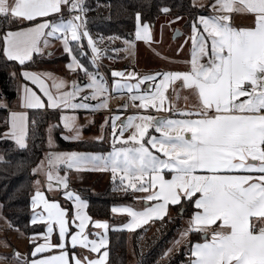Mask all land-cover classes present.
<instances>
[{
	"label": "snow or ice",
	"instance_id": "6c2138e0",
	"mask_svg": "<svg viewBox=\"0 0 264 264\" xmlns=\"http://www.w3.org/2000/svg\"><path fill=\"white\" fill-rule=\"evenodd\" d=\"M191 6L196 7L194 3ZM209 7L218 14L199 15L191 24L188 71H157L142 76L111 71L113 92L126 90L129 101H140L136 107L166 112L167 116L137 113L117 125L119 115L113 114L101 125L103 130L110 123L112 129V150L107 154L49 151L45 154L46 167L41 161L31 169L33 175L44 172L47 189L61 190L72 202L75 213L71 222L76 230L69 231V209L37 190L31 196L30 222L33 225L46 222V232L32 234L31 259L29 254L13 250L11 257L0 255V260L11 258L14 264H106L110 228L135 230L149 221L162 220L169 205H179L183 200L193 203L195 211L188 227L180 233L181 240L192 232L200 233L203 240L191 245L188 264H264V0H213ZM65 9L77 15L65 18ZM159 10L167 14L170 8L162 6ZM87 11L85 0H0V17L29 25L0 35L2 54L8 61L18 62L23 69L34 53L42 52L41 44L47 46L50 38L60 39L64 53L70 57L67 68L81 71L87 77L86 81H72L70 88L64 90L67 82L52 77L51 73L22 70L20 75L26 82L22 85L21 107L32 110L108 107L109 88L98 65L108 49L99 48L88 31ZM233 13H247L254 19L249 26H234ZM85 38L91 51L88 57L91 71L80 59L87 57ZM116 39L120 37L108 38L109 43ZM151 39L149 23L142 22L137 12L135 40ZM135 40H123L124 51L130 55ZM120 50L111 49L113 53ZM45 77L52 79L56 95ZM132 79L136 82L130 83ZM176 81L197 96V105L190 109L175 108L166 91ZM145 82L150 83L142 89ZM85 90L89 91L83 94ZM90 98L97 102L88 103ZM127 107L126 101L117 113ZM177 116L182 118H173ZM60 121L64 129L73 133L63 139L79 140L83 125L76 123V117L62 112ZM6 123L8 128L0 139H10L19 149H26L28 113L10 111ZM59 126L51 125L49 131ZM150 129L159 135L152 134ZM128 131L130 134L125 136ZM96 139L102 141L103 136ZM71 169L110 171L113 190L144 193L135 199L143 200L145 207L136 210L113 205L111 211L127 213L129 222L111 226L108 221L96 220L93 226L102 232L91 233L97 239H89L85 229L91 217L84 211L88 201L69 190ZM35 183L39 185L40 180ZM180 214L183 215V209ZM8 223L11 227V222ZM54 225L58 226V243L51 241ZM41 237L44 242L36 243ZM181 240L174 241V245ZM77 246L99 255L82 259L75 253ZM49 252L54 254H46Z\"/></svg>",
	"mask_w": 264,
	"mask_h": 264
},
{
	"label": "trees",
	"instance_id": "16d2710c",
	"mask_svg": "<svg viewBox=\"0 0 264 264\" xmlns=\"http://www.w3.org/2000/svg\"><path fill=\"white\" fill-rule=\"evenodd\" d=\"M193 3L194 0H85V6L88 9L85 13L88 22L87 29L93 39L97 41L99 48L103 49L102 47L108 46V51L111 52L110 55L120 56L119 58L121 59L122 51H119V55L113 53L111 49L114 47L121 49L123 44L117 40L109 43L108 38L113 36L120 38L133 37L135 14L137 12L141 14L142 21L154 23L164 14L159 10L160 7L168 6L170 8L169 14L187 15L189 20L186 21L185 26L188 27L198 14L206 12L205 8L192 7ZM20 26L21 24L14 22L11 18L4 19L0 17V35ZM100 37L104 38L103 41L99 40ZM83 43L87 57H80V59L82 63L89 67V70H92L88 59V57H91V51L85 41ZM2 47L3 42L0 40V100L10 103L16 97V78L12 72L21 70L22 67L16 61H8L2 54ZM44 61L46 60L35 56L30 62L25 63L23 69L36 68ZM7 118L8 109L0 107V136L3 135L8 126L6 123ZM59 121L60 112L58 110H30L26 149H19L9 139H0V153L3 155V159L0 160V203L3 215L11 222L13 227L20 229L26 234L40 233L45 229L43 223L33 225L30 222L32 216L31 196L35 177L31 169L38 164L47 148L45 130L48 123L57 122V125H60L55 130V136L61 149L84 151H106L109 149V144L105 140L68 141L63 139V127ZM113 187V182L110 180L97 193L85 187H79L75 190L83 199L88 201L87 211L93 219H108L112 222L114 218L111 207L116 203L129 202L134 199V194L130 190L128 192L114 191ZM65 201L67 202L65 204L69 206V201ZM182 208L183 215L180 214ZM171 209L174 212L173 214L165 216L162 220H154L144 225L145 227L137 228L131 233V237L125 230L112 231L110 229L108 264H131L129 262L131 250L135 257V263L133 264H150L156 257L161 256L163 250L177 237L183 218L191 215L195 210L193 203L183 200L179 205H172ZM70 213L72 214V210H70ZM153 225L156 234V238L153 239L154 244L151 246L150 243V251L142 254L138 247L137 235ZM191 236L192 242L202 237L197 232H192ZM185 253L186 248L182 247L178 254L172 258L173 260L167 264H180L185 259Z\"/></svg>",
	"mask_w": 264,
	"mask_h": 264
},
{
	"label": "crops",
	"instance_id": "0c3cea01",
	"mask_svg": "<svg viewBox=\"0 0 264 264\" xmlns=\"http://www.w3.org/2000/svg\"><path fill=\"white\" fill-rule=\"evenodd\" d=\"M212 2H213V0H194V3L196 4V6H198V7L203 6V7H200V8H205V11H206L205 13L202 12V13L198 14V16L199 15H214V14H218V13H214L212 11V9L209 7V5ZM64 16H65V18H67V17L72 16V15H70L69 13L68 14L66 13V14H64ZM232 16H233V24H234V26H238V27L239 26H249L251 24L252 20L254 19L250 14H247V13H233ZM37 22H39V19L37 20ZM21 26H29V25L21 24ZM18 28H14V29H11V30L15 31V30H18ZM85 43L87 45L86 41H85ZM41 48H42V52L39 53V54L34 53L33 54V58L35 56H39V57L45 59L46 61H44L43 63H40L36 68H33V69H21V70L13 71L12 74H15L13 76L16 78V97L10 103H7V101H5V100H1L0 101V104L7 105L8 114H9L10 111H16V112L24 111V112L28 113L26 144H27V135H28V128H29V111L32 110V109L23 108V107H21V104H20V97H21V94H22V85L26 82V81H24V79L20 75L21 71L22 70H29V71H33V72H37V73H51L52 77L57 78V79H62V80L67 82L66 88L64 90H67V88H70L72 81H78V82L79 81H86V77L84 78V75H83V73L81 71L69 70L67 68V64L70 62V57L67 54L64 53L63 47H62V42H57V39L50 38L49 44L47 46L41 44ZM189 60H190L189 58H185V60H183V61H180L178 59L177 60L174 59L173 61L176 62L175 64L169 63V62L166 61L164 63V67L162 69H156V70H153V68H151V67H147V68L146 67H144V68L135 67V69L132 70L131 72L137 73V74L142 76V75L151 74V73H154V72H157V71H188L189 68H190V65L188 63H186V61H189ZM100 61L103 62L102 59ZM123 67H127V64L124 65ZM112 70L121 71V69H116L113 66V67H111L109 69H106V70L101 69V70H99V72L101 74L105 75V76L109 75V77L112 78V76H111V71ZM77 78H81V79L78 80ZM44 79L46 81V84L49 86L50 90L52 91L53 95H56V89L51 87L52 79L48 78V77H45ZM117 79H120V78H117ZM135 82L136 81H134L133 83H135ZM148 83H150V82H145L142 85H144L145 88H146ZM29 86L33 87L34 90H36L37 93L40 94L38 89L35 88V86H33L31 84H29ZM175 88H177L176 92L178 91L179 93L181 91H185L186 92L185 96L187 97V100L183 99V101H181L180 98L179 99H174V97H173L172 100L175 103L174 105H175V108L177 110L186 109V108L190 109L192 106L198 104L197 96L191 90L182 88L180 81H176V82H174V84L170 85L169 88L167 89L166 93H169L170 90H174ZM87 91H89V90H85V92L83 94H86ZM112 93L116 95L115 99L118 98L119 95H123V96L129 97V94L127 93L126 90L123 93H115V92L111 91L110 95ZM125 93H127V94H125ZM189 94H190V96L194 95V97H189ZM44 99L46 100V98H44ZM115 99L109 98L108 107L106 109H104V108L97 109V110H69V109H59V108L56 109V110H58L60 112V115H61L62 112H63L64 115H68V116H73L74 115L76 117V123L78 125H83V128L81 129V135H80L79 140L101 141V140H97L96 137L103 136V140H105L109 144V149L108 150H106V151H84V150H66V149H61L58 146V143H57V140H56V136H55L56 128L55 129L53 128L51 130V135H50L51 138H52L51 139L52 140V145H51V147L50 146L48 147L47 140L49 139L50 136L46 135V146H47V148L44 151V153L42 155V158L40 159L38 164H40V162L43 159V157L45 156V154L48 153L49 151H55V152H72V151H76V152H86V153L87 152H101V153L109 152L111 150V144H110V142L107 139V133H108V128L110 127V123L108 125H105L103 130L101 129V125L104 124L105 119L107 117H110L115 111H117V109L114 108V105L121 106V105L124 104V102L122 104L121 101H118V104H113V101H115ZM87 102L90 103V104H95L97 102V100L90 98ZM131 103H132V101H131ZM134 104L136 106L138 104V102L134 103ZM111 105L113 106L112 108H111ZM43 110H52V109L45 108ZM123 110H125V109H123ZM141 111H143V110H141ZM149 111H150V109L147 110V111L145 110V113H149ZM159 113L160 114H164L165 116L168 115V113H166V112H159ZM173 118H182V117H178L177 116V117H173ZM50 123H48L46 128H49V124ZM7 128H8V126H7ZM7 128H6V130H7ZM110 129H111V127H110ZM53 130H54V132H53ZM72 134H73L72 132L64 129L63 132H62V137L64 135H72ZM68 141H71V140H68ZM14 144H15V142H14ZM2 157H3V155H2ZM37 165L34 166V168L37 167ZM60 175H63V174H60ZM36 178H38L40 180V184L39 185L35 184ZM166 178H170V175L166 174ZM72 180H74V179H71L69 177V181H70L69 182V190L75 191L78 195H80L76 190L70 188ZM37 190L43 191L45 193L46 198H48L49 200L55 199L56 201H58L59 204L61 205V207L64 206V204L62 203L61 199L69 201L68 199L65 198V196L63 195V192L61 190H56V189L48 190L47 189L46 184H45V174H44V172H39L37 174V176L35 175V177H34L32 195H34L35 191H37ZM135 196H134V199L132 201L119 202V203H116L114 205H117V206H120V205L131 206V207H133L136 210H142L145 207V204H144L143 200H138L137 201V199H135ZM137 197H142V196L138 195ZM69 203L72 206V214L70 213V215L68 216L69 231L71 232V230H73V231L76 230L74 225L71 222V215H74L75 209L73 208L72 202L69 201ZM171 206L172 205H169L168 212H167L166 216L170 215L171 212L173 211L171 209ZM84 211L89 215V213L87 211V207L84 209ZM32 213H33V210H32V207H31V215H32ZM112 214H113V218H114V220L112 221L113 223L110 220H108V219H101V218L93 219L89 215L91 217V221H89L88 227L85 229V231L90 234L89 235V239H97V237H95L94 235H91V233L102 232V229H98V228L93 226V222L96 221V220L108 221L109 225H111V226L123 225L125 223H128L129 220H130V217L127 215V213H113L112 212ZM191 215L185 216L183 218L182 226L180 228V231H179V234H178L176 240H181L180 233H181V231L183 229L188 227V220L190 219ZM8 222H9L8 219H6V217L3 215L2 205L0 203V255H7V256L11 257V254H12L13 250H16L19 253H21L22 255L29 254L28 258L31 259L30 252H31L32 248L34 247V244L30 242V238H31L32 234H26L23 231H21L20 229L17 231L18 228L15 229V227H13V226L10 227ZM150 222H152V221H149L148 223H150ZM37 223H43L45 225L44 231L40 232V233H45L46 232V227H47L46 222H37ZM144 225H146V224H143L141 226H144ZM110 229H109V231H110ZM121 230L127 231L128 234H131L134 231V230H127V229H121ZM108 237H109V232H108ZM191 237L192 236H191V233H190L186 238L181 240V242H180V244L178 246L182 245L183 243L187 244L188 245L187 249L190 252V247H191V245L193 243L203 242L202 237H201V239L195 240L194 242L191 241ZM208 238L210 239V235H209ZM51 241H52V243H58L59 242L58 241V226L54 225V231H53L52 236H51ZM5 242L7 243V246H5ZM43 242H44L43 237H41L40 239L36 240V243H43ZM77 248H78V246L75 248V253H76ZM81 249H82L81 254H79L77 256H79L82 259L85 256H87L88 258H97L98 255H99L98 253H93L90 250L84 249L82 247H81ZM69 250L70 251L72 250L70 245H69ZM46 254H54V253L49 252V253H46ZM186 259L187 260L184 263L188 264L189 258H186ZM0 263H3V264H14V261L10 258L8 260H0ZM106 264H108V260H107Z\"/></svg>",
	"mask_w": 264,
	"mask_h": 264
},
{
	"label": "rangeland",
	"instance_id": "374dc122",
	"mask_svg": "<svg viewBox=\"0 0 264 264\" xmlns=\"http://www.w3.org/2000/svg\"><path fill=\"white\" fill-rule=\"evenodd\" d=\"M64 13L68 14L69 12L65 9ZM177 16L180 17V19L175 20L174 18ZM188 20H189V18L185 14H179V15H174V14H169V13L163 14L162 16H160V18L156 22L149 23L150 33H151V37H152L151 41L145 42L143 40H135V31H134L133 37H123L120 39H116L117 41H119L123 44V46L121 48V51L123 53L121 59L119 58L120 56L119 57L112 56V55H110L111 52L107 51L105 53V55L99 59V60L102 59V61H103L101 64V67L99 66V70H101V69L106 70V69H109V68L114 66V68L121 69V71H123V72H125V74H127L128 72H131L132 70H134L135 67H142V68L151 67V68H153V70H156V69H162L164 67V63L166 61L169 63L175 64L176 62L173 61L174 59L175 60L178 59L180 61L185 60V58L190 59L191 40L189 39V37L191 36V25L188 27L185 26L186 21H188ZM142 22H144V21H142ZM177 30L179 32H181V34L174 37V34ZM125 39L135 40V48L132 50L133 54H131V55L128 52L124 51L125 45L123 43V40H125ZM84 40L87 42L86 38ZM57 42H62V40L57 39ZM107 47L108 46L102 47V48L105 49ZM117 54L120 55L119 52ZM90 56H91V53H90ZM126 64H127V67H123ZM85 77L86 76H84V78ZM103 77H104L105 81L107 82V86L109 88V93H108V103H109V98H110L109 96H110V92L112 91L113 79L110 78L109 75H107V76L103 75ZM77 79L80 80L81 78H77ZM86 80H87V77H86ZM134 81H135V79H132L129 82L133 83ZM141 88L145 89V86L142 85ZM176 89L177 88H175L174 90H170L169 93H166L167 97L172 102H173V100H172L173 97H174V99H176ZM125 94H127V93H125ZM185 95H186L185 91H181L179 93V98L181 101H183V99L186 97ZM189 97H194V95L190 96V94H189ZM118 101H121L122 104H123V102L125 104V102L127 101L128 107L119 113H117V111H115L113 113V114L119 115V119L117 120V125H119L121 123V121H124L129 115H134L137 113L153 115V116H165L164 114H160L159 112H156L154 110H150L149 113H145L144 109H140V108L136 107L135 104L133 103V101H132V103H131V101H129V97H126L123 95H119V97L116 98L115 101H113V104H118ZM134 102L135 103L138 102L137 105H139V103H140L139 100H136ZM112 107L113 106L111 105V108ZM118 107H119L118 105H114V108L118 109ZM137 110H140V111H137ZM141 110H143V111H141ZM137 122H139V121H137ZM59 123L61 124L60 121H59ZM51 125H57V122H51L49 124V128H46L45 132H46L47 136L51 135V132L49 131ZM63 130H64V128H63ZM53 132H54V130H53ZM111 132H112V129H110V127H109L108 133H107V139L111 144V150H112ZM150 132L152 134L159 135L158 133H154V131L151 129H150ZM129 134H130V131L124 133L125 136H127ZM47 145L49 147V139L47 140ZM117 146H119V144H117ZM87 153L107 154L108 152H106V153L87 152ZM0 157H2L1 153H0ZM41 161L44 162V165L46 167L47 161H46L45 156L43 157V159ZM60 174H64L63 166H61V168H60ZM68 175L71 179H74L71 181L70 188L75 190L79 187H85V188H89L94 193H97L98 190L103 189L108 184V182L110 180H112V174L110 171H100V170H79V171H77L76 169H71V170H69ZM36 176H37V174H36ZM36 180H39V179L36 178ZM121 192H124V191H121ZM131 192L134 194V196L136 195L135 197H137L138 195L139 196L144 195V193H142V192H133V191H131ZM138 200H140V199H137V201ZM61 201L64 203L63 207L68 208L69 212H70V210H72V206H70V205L67 206L65 204L67 202L64 199H61ZM184 203L186 204V202H184ZM173 213L174 212L172 211L171 214H173ZM71 231H73V230H71ZM129 236L131 237V234ZM137 236H138L137 243H138V247L141 250V253L144 254L147 251L149 252L150 251L149 249L154 244L153 239L156 238L154 225L152 227H150L149 229L147 228V229L141 231L139 233V235H137ZM176 239H177V237L174 239V241H176ZM174 241L171 242V244L165 250H163V253L161 254V256L156 257L155 260L150 264H167V263H169L171 260H173L172 258H174V256H176L178 254L179 250L182 247L186 248V253H185V259L182 262H180V264H187L184 262L187 260L186 259L187 253L189 252L187 249L188 245L184 244V243L180 246L174 245ZM150 243H151V246H149ZM169 249H172V251L168 252ZM130 250H131V248H130ZM81 252H82V249L80 246H78V248L76 250V255L81 254ZM166 252H168V254L164 255ZM129 262L131 264L135 263V257H134L132 250H131V255L129 257ZM0 264H3V263H0Z\"/></svg>",
	"mask_w": 264,
	"mask_h": 264
},
{
	"label": "built area",
	"instance_id": "2783aa9c",
	"mask_svg": "<svg viewBox=\"0 0 264 264\" xmlns=\"http://www.w3.org/2000/svg\"><path fill=\"white\" fill-rule=\"evenodd\" d=\"M69 14L72 15V16L77 15L76 12H69ZM101 64H102V62H101L100 60H98V65H99L100 67H101ZM115 97H116V95L113 94V93L110 95V98H111V99H114ZM133 103H135V102H133ZM137 111H140V110H137ZM189 256H190V252L187 253V258H188Z\"/></svg>",
	"mask_w": 264,
	"mask_h": 264
},
{
	"label": "water",
	"instance_id": "95a60500",
	"mask_svg": "<svg viewBox=\"0 0 264 264\" xmlns=\"http://www.w3.org/2000/svg\"><path fill=\"white\" fill-rule=\"evenodd\" d=\"M179 34H181V32L176 31L175 34H174V37L178 36ZM180 213H181V210H180Z\"/></svg>",
	"mask_w": 264,
	"mask_h": 264
}]
</instances>
